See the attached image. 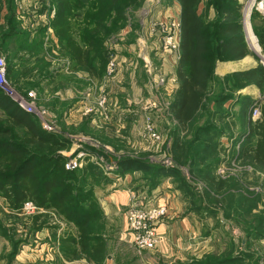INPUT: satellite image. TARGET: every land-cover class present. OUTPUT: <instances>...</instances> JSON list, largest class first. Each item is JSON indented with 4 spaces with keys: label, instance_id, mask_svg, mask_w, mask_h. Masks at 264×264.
Returning <instances> with one entry per match:
<instances>
[{
    "label": "rangeland",
    "instance_id": "1",
    "mask_svg": "<svg viewBox=\"0 0 264 264\" xmlns=\"http://www.w3.org/2000/svg\"><path fill=\"white\" fill-rule=\"evenodd\" d=\"M175 1L178 0H139L138 9L126 10L127 28L113 34L107 42L109 59L117 67L114 75L109 76L106 69L101 79H81L80 93L64 91L58 96L57 81L41 86V79L51 75H37L34 82H28L26 77L18 81L7 77L8 96L15 104L26 101L41 128L67 141L68 158L85 154L77 170L88 163L97 165L104 177L94 186L93 197L103 213L110 194L127 187L126 207L116 210L114 214H118L119 220L108 231L103 227L105 234L115 237L118 231L126 230L130 207L142 206L155 197H162L161 203L171 204V212L163 223L170 225L164 244L167 251L159 253L158 248L139 254L130 245L139 259L134 264H198L221 252L224 258L231 253L239 255L241 264H264V168L245 160L242 155L245 142L240 143L251 127L249 111L243 114L242 109L249 98L240 100L237 92L234 94L232 106L223 110L226 117L222 120L216 117L210 122L209 126L219 132L197 134L196 129L205 126L206 118H201L193 130H184L171 113L175 83L169 79L170 66L160 61L162 57L158 54L165 38L162 27H170L176 21ZM209 1L202 0L200 13ZM43 9L46 8L40 6L37 12ZM248 9L243 5V21L249 19ZM210 11L215 13L214 9ZM37 33L31 37L33 41L38 39ZM128 53H134L136 58L139 55L137 63L130 60L134 63V77L123 69L122 59ZM176 56L172 54L178 63ZM0 57L10 68L14 61L9 59L8 52H0ZM263 61L258 65L264 68ZM70 82L61 79L58 88ZM30 94L34 100L29 98ZM103 100L106 103L101 106ZM260 100L256 101L262 108ZM71 111L75 112L73 116L78 111L85 114L80 123L69 122ZM148 126L154 129L158 140L149 134ZM182 151H186L184 155ZM128 161L137 164L121 172L119 164ZM206 173L229 182L230 187L218 191V197L202 181ZM229 196L235 199L231 208L225 202ZM154 201L160 202V198ZM243 202L246 207H239ZM255 203L259 208L249 215ZM35 215L37 210H9L0 197V264H68L57 253L58 239L66 237L72 226L51 216L46 228L36 232L32 230Z\"/></svg>",
    "mask_w": 264,
    "mask_h": 264
},
{
    "label": "trees",
    "instance_id": "2",
    "mask_svg": "<svg viewBox=\"0 0 264 264\" xmlns=\"http://www.w3.org/2000/svg\"><path fill=\"white\" fill-rule=\"evenodd\" d=\"M178 1L181 5L179 89L171 113L184 130H193L201 118H206L205 126L196 129L197 134L219 132L209 126L210 122L216 117L220 120L226 117L223 110L233 103L236 92L251 85L264 89V68L221 80L217 78L218 62L238 61L250 54L243 29V6L236 0H210L200 13L202 0ZM48 3L55 15L47 27L53 31L60 56L74 64L75 70L101 79L106 75L111 56L107 50L108 39L127 28L126 10L138 9L139 0H48ZM8 5L6 25L0 27V52H8L9 59L14 61L7 68V77L18 81L32 77L35 71L38 75H50L49 65L40 60L46 40L44 29L48 28L36 31L39 37L31 42L32 33L15 23L14 0H8ZM211 9L216 14L214 19L210 18ZM33 59L35 67H30L28 63ZM15 60L25 66L20 76L14 69ZM253 103L245 99L243 114ZM258 129L264 135V127ZM248 137L243 139L246 145ZM68 145L57 135L45 132L32 115L21 110L0 90V197L11 211L20 212L26 203L36 207L33 231L46 228L51 216L71 225L68 226L70 233L58 239L59 254L65 261L86 259L101 264L106 252L104 213L94 200L93 188L104 175L93 163H88L82 170H66L68 157L63 152L69 150ZM245 147L242 149L245 160L264 168V142L258 143L255 149ZM185 152L182 151V155ZM127 163L119 164L121 172H127L129 166L137 164L134 161ZM202 181L212 192L215 190L218 197V191L230 187L229 182L210 173H206ZM225 202L231 208L235 199L229 196ZM219 205L223 206V203ZM239 207H246V203ZM257 208L255 203L249 215ZM231 254L225 258L222 252L209 255L204 258L206 262L198 264H241L242 257Z\"/></svg>",
    "mask_w": 264,
    "mask_h": 264
},
{
    "label": "crops",
    "instance_id": "3",
    "mask_svg": "<svg viewBox=\"0 0 264 264\" xmlns=\"http://www.w3.org/2000/svg\"><path fill=\"white\" fill-rule=\"evenodd\" d=\"M240 5H245L244 2L246 0H236ZM259 2L264 0H258ZM16 8L14 13L15 23L18 24V26L25 31H29L32 33L30 36V41L32 42V38L34 33L38 31L39 29L46 28L49 25V22L51 19H53L55 12L54 10H51L50 5L48 3V0H42L41 2H38L37 0H14ZM46 8L43 9L40 13L37 12V9L39 7ZM175 6L177 8L176 12V21L178 24H180L181 19V5L179 1H175ZM248 20L243 21V29L246 36L248 48L250 50V54L243 58L242 60L238 61H230V62H218L215 70V75L218 78H225L230 75L244 73L248 71L255 70L259 68L260 66L259 61L262 62L264 60V8L262 9L257 4H252L250 7H248ZM201 9V6H200ZM199 9V11H200ZM213 12V11H212ZM9 15V5L8 0H0V25H5L7 16ZM210 16L212 19L215 18V13L212 14L210 11ZM48 28V27H47ZM46 31V40L42 45V52L40 60L44 63H46V66L48 67V73L51 75L47 79L43 80L41 79V86L46 87L49 84H53L57 81V87L55 91V95H61L64 94L66 91L67 93H80V80L81 79H88V80H95L96 78L92 77L91 75H88L86 72H81L80 70H75L74 64H71L69 60L65 57L60 56V53L58 51V43L57 40L53 36V31L48 28L44 29ZM254 36V37H253ZM15 47V42L12 43ZM56 47V49H55ZM13 48V46H12ZM50 52V53H49ZM159 53V52H158ZM134 53H128L126 55V58H129L127 60L123 57V69L127 70L128 74L132 75L134 77V67H133V61H130L134 59L136 63L138 62L137 59H139L138 53L137 58L134 57ZM155 54V53H154ZM133 55V56H131ZM159 57H162L161 60H164L167 62V65H169L170 75L169 78L170 81L175 83V93H177L179 89V82L177 78V70L179 68L180 64V52L176 56L178 59V63H176L175 58L169 56L170 54H158ZM127 61V62H126ZM175 62L176 66L173 65L171 62ZM264 62V61H263ZM15 72L17 75L21 74L22 64L19 63L18 60H15ZM28 64H31L30 67H35V61L34 59L30 61ZM165 65V63L163 62ZM159 66L160 63H159ZM171 66H174L173 69H171ZM130 71V73H129ZM134 72V73H133ZM35 75H32V77H26V80L28 82H34L33 79L38 75L36 74V71L34 72ZM44 78V76L42 77ZM61 79H70L71 82L67 84V86L62 85L61 88H58V81ZM238 97L241 99L243 98H249V100H254L253 102H256V100L261 99L262 100V108H261V118L257 121L252 120V106L250 109H248V119L251 121V127L250 131L248 133V141L247 145L244 143L245 140H241L240 143H244L247 147V150L253 147L255 149L257 147V144L260 142H264V135L261 130L258 129L259 126L264 127V90L261 88H258L255 85H251L243 90H240L236 93ZM61 100V99H60ZM260 100V101H261ZM62 102V101H61ZM232 106V103L226 105V108H230ZM77 108V107H76ZM75 109V108H74ZM79 111L82 112L83 109L79 108ZM78 111V115H74L75 112L71 111L70 118L68 119L69 122L72 124L80 123L82 121V118L85 116L84 113H80ZM70 124V123H69ZM243 146V148L245 147ZM245 147V148H246ZM246 150V149H245ZM243 154V153H242ZM63 155L67 156V151L63 152ZM256 165V164H255ZM257 166V165H256ZM128 183H125V186H127ZM127 188V187H126ZM126 188L119 191H114V193L110 194L109 199L104 203V224L105 228L108 229L112 227V224L114 221L119 220L118 214L116 213V210H121L123 207H126V202L128 201V193L126 191ZM124 193V194H122ZM158 196V195H157ZM162 197H155V199ZM167 199V198H166ZM162 200H164L162 198ZM124 209V208H123ZM112 213V214H111ZM119 213V212H118ZM170 229V225L167 223L160 226V230L162 232L167 233V230ZM166 231V232H165ZM116 236L113 237L108 234H103V242L105 244L106 252H105V258L101 264H134L139 262V259L133 254L132 248L130 245L133 246L132 241V234L129 232V228L127 225V228L125 231H118L115 233ZM156 251V250H155ZM166 247L162 246L159 247L157 252H166ZM59 253V249L58 252ZM134 255V256H133ZM61 256V255H60ZM165 257L168 258L166 255ZM74 262V261H73ZM71 262V263H73ZM65 263L71 264L67 261ZM78 264H96V262L92 260H86L81 259L77 261Z\"/></svg>",
    "mask_w": 264,
    "mask_h": 264
},
{
    "label": "built area",
    "instance_id": "4",
    "mask_svg": "<svg viewBox=\"0 0 264 264\" xmlns=\"http://www.w3.org/2000/svg\"><path fill=\"white\" fill-rule=\"evenodd\" d=\"M41 2L42 0H37ZM252 4H257L262 9L264 8L263 1L249 0L245 7L248 8ZM164 30L165 38L163 41L161 53L164 54H179L180 42H181V30L180 24L177 21L171 22L170 27H162ZM117 67L114 60L109 61L107 67V74L112 76L116 73ZM10 83L7 81V64L3 57H0V90L8 96V90L10 89ZM9 97V96H8ZM29 98L34 100L33 94L29 95ZM26 101H16V105L24 112L32 115L33 108L29 107ZM106 100H103L101 106H104ZM261 118V105L258 101L252 106V120L257 121ZM46 132H50L42 128ZM149 134L155 139H159L154 133V129L151 126L147 128ZM85 154L78 153L74 158L69 157L66 162L65 168L68 171H74L82 166L83 158ZM171 204L169 202H155L149 200L142 206L130 207L127 211V221L130 233L133 237V247L139 253L148 251H155L159 247L164 246L166 242V235L160 231V226L163 225L164 220L169 216L171 212ZM23 210L35 211L36 207L32 203H26Z\"/></svg>",
    "mask_w": 264,
    "mask_h": 264
},
{
    "label": "bare ground",
    "instance_id": "5",
    "mask_svg": "<svg viewBox=\"0 0 264 264\" xmlns=\"http://www.w3.org/2000/svg\"><path fill=\"white\" fill-rule=\"evenodd\" d=\"M254 37V36H253Z\"/></svg>",
    "mask_w": 264,
    "mask_h": 264
}]
</instances>
